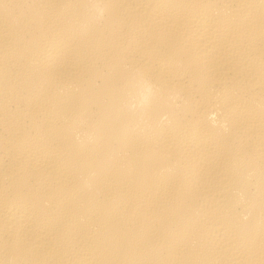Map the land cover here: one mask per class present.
Here are the masks:
<instances>
[{"label": "bare ground", "instance_id": "1", "mask_svg": "<svg viewBox=\"0 0 264 264\" xmlns=\"http://www.w3.org/2000/svg\"><path fill=\"white\" fill-rule=\"evenodd\" d=\"M0 264H264V0H0Z\"/></svg>", "mask_w": 264, "mask_h": 264}]
</instances>
